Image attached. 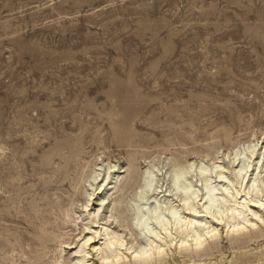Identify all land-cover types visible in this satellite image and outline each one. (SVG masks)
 I'll return each mask as SVG.
<instances>
[{
  "label": "rangeland",
  "instance_id": "rangeland-1",
  "mask_svg": "<svg viewBox=\"0 0 264 264\" xmlns=\"http://www.w3.org/2000/svg\"><path fill=\"white\" fill-rule=\"evenodd\" d=\"M262 131L264 0H0V264H52L63 230L77 239L65 209L99 155L132 167V198L139 166L166 183ZM220 244L196 257L232 264L264 233Z\"/></svg>",
  "mask_w": 264,
  "mask_h": 264
},
{
  "label": "bare ground",
  "instance_id": "bare-ground-1",
  "mask_svg": "<svg viewBox=\"0 0 264 264\" xmlns=\"http://www.w3.org/2000/svg\"><path fill=\"white\" fill-rule=\"evenodd\" d=\"M105 160L87 161L81 202L65 209L68 221L80 227L77 239L71 241L74 227L63 230L52 264H228L196 256L220 249L223 236L233 248L264 233V131L199 160L187 157L165 171L166 183L162 166H139L140 190L132 198V167ZM117 202L130 209L132 220ZM252 248L229 260H264V249Z\"/></svg>",
  "mask_w": 264,
  "mask_h": 264
}]
</instances>
